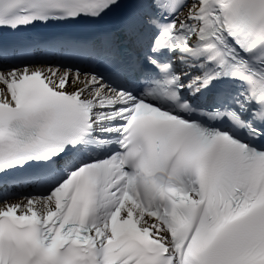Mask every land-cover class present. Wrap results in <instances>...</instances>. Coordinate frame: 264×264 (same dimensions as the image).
Segmentation results:
<instances>
[{"label":"snow or ice","instance_id":"snow-or-ice-1","mask_svg":"<svg viewBox=\"0 0 264 264\" xmlns=\"http://www.w3.org/2000/svg\"><path fill=\"white\" fill-rule=\"evenodd\" d=\"M0 264H264V0H0Z\"/></svg>","mask_w":264,"mask_h":264}]
</instances>
